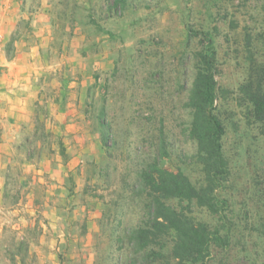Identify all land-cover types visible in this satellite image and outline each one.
<instances>
[{"label":"rangeland","instance_id":"rangeland-1","mask_svg":"<svg viewBox=\"0 0 264 264\" xmlns=\"http://www.w3.org/2000/svg\"><path fill=\"white\" fill-rule=\"evenodd\" d=\"M209 46L229 176L216 215L165 203L229 239L206 264H264V137L238 94L264 64V0H0V264H191L132 232L149 165L203 184L188 102Z\"/></svg>","mask_w":264,"mask_h":264},{"label":"trees","instance_id":"trees-1","mask_svg":"<svg viewBox=\"0 0 264 264\" xmlns=\"http://www.w3.org/2000/svg\"><path fill=\"white\" fill-rule=\"evenodd\" d=\"M198 58V69L188 102L192 111L189 134L198 148L203 184L196 186L181 170L170 171L157 163L149 165L140 178L154 198L150 218L145 228L132 232V243L141 251L157 244L158 238L171 235L170 254L173 260L206 264L217 247L229 246V239H224L219 231H209L205 224L195 223L165 203L172 199L187 201L216 215L220 202L217 200L218 190L229 176L222 144L225 127L216 113L219 87L215 51L210 46L206 47ZM248 61L249 72L239 88V103L246 107L251 125H255L264 137V64L257 63L252 57Z\"/></svg>","mask_w":264,"mask_h":264},{"label":"crops","instance_id":"crops-1","mask_svg":"<svg viewBox=\"0 0 264 264\" xmlns=\"http://www.w3.org/2000/svg\"><path fill=\"white\" fill-rule=\"evenodd\" d=\"M13 77H15L16 80H18V82H20V81L22 82V81H24V79H26V77H24V76H20V74H16V75H14ZM10 79L12 80L11 82H14L13 79L9 77V75H4V76L1 77L0 81L2 82V84H5L7 87L5 86V88H4L5 91H2V92L0 93V97H1L0 99H5V98H10V97H11V95H10V97H9V92H8V91H9V90H8V87L10 86V85H9ZM4 89H3V90H4ZM20 89H23V88H19V90H20ZM11 98H12V97H11ZM12 99H13V98H12ZM14 99H15V98H14ZM9 100H10V99H9ZM9 100L7 101V104L3 103V101L0 102V104H1L0 107H1V108H5V109H0V114H1V112H2V113H4V112L9 113V112H10L9 108H10V105H11L12 102H10ZM14 102H15V101H14ZM8 103H9V104H8ZM4 105H5L6 107H5Z\"/></svg>","mask_w":264,"mask_h":264}]
</instances>
